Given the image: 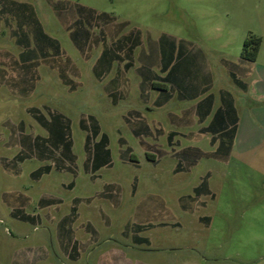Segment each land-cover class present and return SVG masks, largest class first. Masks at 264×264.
Wrapping results in <instances>:
<instances>
[{
  "label": "crops",
  "instance_id": "obj_1",
  "mask_svg": "<svg viewBox=\"0 0 264 264\" xmlns=\"http://www.w3.org/2000/svg\"><path fill=\"white\" fill-rule=\"evenodd\" d=\"M50 6L41 17L25 0H0V96L9 91L28 100L35 94L43 101L29 113L36 125L26 117L8 124L11 142L4 147L18 149L20 162L53 152L71 164L58 158L57 166H39L31 177L45 174L30 190L3 199L9 217L44 233L3 255L0 264H220L183 254L194 249L180 236L201 238L215 230L221 215L213 186L217 166H247L264 176V38L255 36L261 39L256 61L237 62L217 49L185 40L176 47L172 40L160 82L157 52L141 51L138 66L121 67L135 59L138 36L104 27L92 34L91 11L68 2ZM50 25L67 32L70 52L46 35ZM84 75L88 99L115 108L134 103L116 117L118 166L113 138L85 114L79 127L84 123L90 141L79 166L74 144L65 148L61 141L72 119L46 103L45 96L65 102L66 112L75 108Z\"/></svg>",
  "mask_w": 264,
  "mask_h": 264
},
{
  "label": "rangeland",
  "instance_id": "obj_2",
  "mask_svg": "<svg viewBox=\"0 0 264 264\" xmlns=\"http://www.w3.org/2000/svg\"><path fill=\"white\" fill-rule=\"evenodd\" d=\"M25 1L33 5L36 10H40L41 17L48 8L51 11L50 4L52 3H75L80 11H91L94 19L91 23L94 27L92 34H101L104 27L113 32L121 28L120 35L138 36L140 43L132 52L135 59H124L121 67H133L134 63L138 66L140 63H137L136 57L141 51L157 52L161 56V62L154 69L158 71L157 79L160 82L163 73L159 71L164 69L168 60L164 57V53L170 51L172 40L176 47H179L180 42L185 40L192 46L202 47L205 50L217 49L226 54L223 57L237 62L238 59H242L241 51L244 40L249 37L256 38L255 36L264 38V0ZM95 27L101 29L98 30ZM47 31L46 35L49 38L60 41L63 47L70 52L66 31L54 25H50ZM5 32L8 35L9 31ZM106 33L108 32L105 31L104 34ZM29 36L33 42L34 35L32 36L31 33ZM0 37L4 36L0 34ZM107 37L109 46V36ZM3 44L0 42V46ZM98 49L104 51V42L98 43ZM259 63L264 64V49ZM82 80L83 86L78 91L81 96L77 98L79 104L69 112L62 108L66 106L65 102L54 101L45 96L46 103L51 108L60 110L63 116L66 115L73 121L72 127L70 129L66 127V132L62 133L63 147L74 144V152L79 158L78 165L82 166L86 156L83 147L90 141L86 138L85 132L88 133V129L84 130V123L79 127V119L85 114L88 121L90 117H93L99 124L101 123L102 129L113 138L114 166H118L116 154L118 119L116 117H119L120 113H126L135 108L134 103L132 100L125 101L115 108L110 105V101H106L105 106L102 101L92 97L88 99L89 89L86 84L89 83L86 75L82 77ZM54 92L58 93V91ZM65 94L66 92H61V96ZM140 96L143 97L142 91ZM42 102L35 94L28 100H21L9 91L5 96H0V260L4 259L3 255L6 257L10 251H14L19 246L36 243L35 240L41 236L40 233H44L40 228L34 229L35 226L31 224H24L9 217V208L3 199L11 194L14 195L15 192L23 193L26 189L30 190V187L35 184V179L45 174V170H38V174L31 177V173L33 174L39 166H57L56 159L58 158L63 160L66 158L67 161H65L71 164L67 155H57L53 152L43 158L40 156L39 159L36 158L37 155H33L20 162L19 158L23 156L20 155L18 149L7 150L4 147L6 143L11 142V132L7 129L8 124L10 122L18 124L22 118L26 117L30 124L36 125L37 123L31 119L29 113L36 114L35 107ZM25 107L29 110L28 112L26 110V116ZM64 136L66 139L63 138ZM37 141L39 140L34 139V142ZM213 179L214 191L220 201L221 215L215 217V230L209 234L205 232L201 238L191 235L180 236L185 238L184 245L194 249L184 250L183 254H188L198 261H201L203 257L210 261L216 259L220 264H223L227 257L231 258L229 264H264V259L258 260L264 257V176L247 166L220 165L215 168ZM46 180L47 177L42 180L41 184ZM105 237L106 235L103 236Z\"/></svg>",
  "mask_w": 264,
  "mask_h": 264
},
{
  "label": "trees",
  "instance_id": "obj_3",
  "mask_svg": "<svg viewBox=\"0 0 264 264\" xmlns=\"http://www.w3.org/2000/svg\"><path fill=\"white\" fill-rule=\"evenodd\" d=\"M261 44L260 38L249 37L247 38L242 47L241 57L247 61H256Z\"/></svg>",
  "mask_w": 264,
  "mask_h": 264
}]
</instances>
